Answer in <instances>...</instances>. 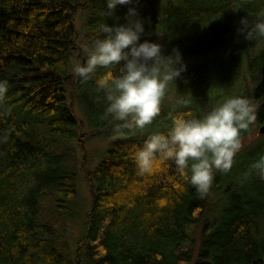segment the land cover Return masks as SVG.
Segmentation results:
<instances>
[{"label": "trees", "instance_id": "16d2710c", "mask_svg": "<svg viewBox=\"0 0 264 264\" xmlns=\"http://www.w3.org/2000/svg\"><path fill=\"white\" fill-rule=\"evenodd\" d=\"M134 1L144 5L137 14L144 22L141 41L162 43L165 54L176 48L182 59L206 57L170 82L189 102L161 103L145 129L117 130L118 121L105 135L113 139L87 170L90 208L82 214L74 207L72 145L82 148L113 121L101 119L107 103L96 81L109 71L118 76L121 65L98 68L86 81L72 78L73 17L88 8L83 65L100 25L126 23L136 7L117 4L106 16L107 0H0V81L7 82L0 103V264H264V180L246 175L264 155V134L244 146L237 170L214 171L202 198L191 172L181 175L174 161L157 158L151 174L138 175L134 159L151 134H167L172 117L210 112L196 99L225 96L213 89L239 75L256 85L255 122L264 126V38L252 40V52L242 39L230 56L218 54L242 17L252 24L264 12V0ZM84 125L88 135L80 133ZM74 221H82L81 231L69 244L65 228Z\"/></svg>", "mask_w": 264, "mask_h": 264}, {"label": "clouds", "instance_id": "9594fccd", "mask_svg": "<svg viewBox=\"0 0 264 264\" xmlns=\"http://www.w3.org/2000/svg\"><path fill=\"white\" fill-rule=\"evenodd\" d=\"M133 0H107L106 16L113 15L117 4ZM127 22L99 27V36L86 49L87 59L73 68L82 80L92 78L98 68L111 69L121 65L120 74L111 71L97 79V91L105 93L107 107L101 119L112 116L121 121L120 128L145 129L160 114L161 102L170 82L180 77L186 65L178 49L165 54L162 43L144 39V22L135 8H130ZM238 33L246 40L264 38V12L250 24L240 20ZM7 82L0 81V103L5 99ZM256 120L255 108L242 96L229 97L199 119L172 117L167 134H151L139 148L134 159L137 174H151L160 160L174 161L178 172H191L190 183L199 196H206L211 188L214 170H231L236 154L242 148L241 132L247 131ZM247 176L264 180V155L254 161Z\"/></svg>", "mask_w": 264, "mask_h": 264}, {"label": "rangeland", "instance_id": "374dc122", "mask_svg": "<svg viewBox=\"0 0 264 264\" xmlns=\"http://www.w3.org/2000/svg\"><path fill=\"white\" fill-rule=\"evenodd\" d=\"M134 2V3H133ZM132 3H130L133 7H136L137 14L140 13V9L144 7L139 6L142 5V3L137 4L134 0ZM88 12V8H81L78 9L77 12L74 14L73 21L76 29V41H75V48L72 50L71 55L69 57V71L71 73L72 78L75 77V73L73 72V68L75 65L79 64V54L82 52L86 47V29L84 25V21L86 18ZM237 28V29H236ZM232 34L229 35V37L225 40L222 48L218 51V54H221L223 57H228L232 54L233 51H235L238 48V45L243 42V40H246L243 36V34L238 33V28L236 27ZM242 35V36H241ZM243 39V40H242ZM255 39H253L254 41ZM251 42V47L249 52H252V48L254 46V43L252 40H246ZM217 53V52H216ZM217 55V54H215ZM206 56H189L185 59H182L184 64L187 66L189 64H198L204 60ZM240 63L237 67H239V71H242L243 65ZM233 67V66H232ZM233 71H236V66L234 67ZM227 78L230 76L229 72L227 73ZM225 77L221 78L222 83H228L226 81ZM231 75V79H232ZM233 84L226 85L223 88L221 87H215L213 89L214 92H218L220 94L224 93L225 96H218L217 98H212L213 96H206L200 97L199 99H196V103L199 106L200 109L208 108L213 109L214 107L220 105L223 103V101L229 97H236V96H242L246 97L253 107H256L255 101L252 98V90L255 88V83L250 80H244L242 79V75L238 76V79L235 81H232ZM200 94V92H199ZM198 94V95H199ZM193 101V97L190 98V102ZM186 102H189L187 99H184V97L181 94L176 93L174 89L171 87L170 83L168 85V88L166 90L165 96L161 103L170 105L171 107H177L179 104H184ZM76 116L80 120L82 118L81 109L80 112L78 110V105L76 104ZM118 121L113 119V121L105 128H103L100 131V135H97L93 138L85 139L84 146L80 148L77 146V144L72 145V158L70 162V166L74 169L76 173V199L74 201V207L82 214L87 212L90 208V192H89V186L87 182V170L92 169L97 161L99 160L100 156L102 155V152L111 144L112 139L111 137L105 136L106 134L110 133L112 127L117 123ZM262 125L256 124L254 122L252 125H250L249 129L247 130L246 135L241 137L242 141V148L239 151V154L237 156L236 162L234 161L233 166L235 169H238V166L243 162V157L245 153L247 152L244 146L248 145L253 139L258 138L260 135L264 134L263 132H260V127ZM91 132V130L87 127L82 126L80 129V133L87 134ZM247 147V146H246ZM245 148V149H244ZM215 171V170H214ZM82 221H74L73 223H67L65 228V238H68L69 244H73L76 236H79V233L81 231V223ZM195 238L197 240V232L195 231Z\"/></svg>", "mask_w": 264, "mask_h": 264}, {"label": "water", "instance_id": "95a60500", "mask_svg": "<svg viewBox=\"0 0 264 264\" xmlns=\"http://www.w3.org/2000/svg\"><path fill=\"white\" fill-rule=\"evenodd\" d=\"M264 131V126L262 125L261 127H260V132H263Z\"/></svg>", "mask_w": 264, "mask_h": 264}]
</instances>
